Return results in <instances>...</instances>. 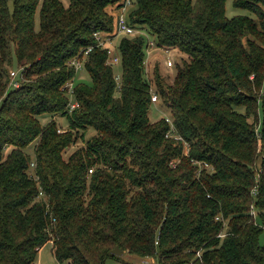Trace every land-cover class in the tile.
<instances>
[{
    "label": "trees",
    "instance_id": "trees-1",
    "mask_svg": "<svg viewBox=\"0 0 264 264\" xmlns=\"http://www.w3.org/2000/svg\"><path fill=\"white\" fill-rule=\"evenodd\" d=\"M122 4L0 0V264H36L47 242L64 264H105L115 247L158 264H264V0H233L248 15L232 17L226 0H132L141 32L120 36L112 63L95 34L117 35ZM145 35L188 57L151 80L183 140L149 119ZM79 54L90 84H74Z\"/></svg>",
    "mask_w": 264,
    "mask_h": 264
},
{
    "label": "rangeland",
    "instance_id": "rangeland-1",
    "mask_svg": "<svg viewBox=\"0 0 264 264\" xmlns=\"http://www.w3.org/2000/svg\"><path fill=\"white\" fill-rule=\"evenodd\" d=\"M65 6L68 4V0H61ZM232 1L233 0H226L225 4V10H226V16L227 17H232L234 15H248V12L239 8H234L232 6ZM110 12L114 15L115 20L117 16V9H111ZM250 16H253L252 14L249 13ZM254 17V16H253ZM116 23V22H115ZM35 25L38 27V13H36L35 16ZM117 33V32H116ZM120 34L112 36L111 40L108 42L110 44L111 48L113 49L114 55L118 53V49L116 48V44L118 43L120 39ZM151 40H153V36L148 35ZM113 40V42H112ZM154 41V40H153ZM112 42V43H111ZM115 46V48H113ZM150 57L148 58V67L151 69L154 68V66H157L160 73L163 76H170V78L167 81H171L174 74L177 65H182L184 61L188 59L187 55L184 53L179 52L176 49H166V48H160V47H154L152 50L150 49ZM171 60L173 63V66L171 68H168L166 66V61ZM24 66H10L8 70H22ZM8 71V72H9ZM114 74L119 75L120 74V65H114L113 67ZM22 80L24 79L23 73H22ZM20 79V80H21ZM79 82L90 84L91 80L88 75V73L84 70L83 64L80 68V70L76 73V76L74 78V84H77ZM162 116H170V110L169 108L163 106L161 102L158 100L157 103H152L150 110H149V119L151 121H156ZM48 118L44 117L42 119V122L45 123ZM58 122H62L63 127L66 126V121L61 120L60 118L57 119ZM251 120V119H249ZM62 128V126H60ZM94 134V131L92 129H88L86 132L87 137L89 138L91 135ZM86 137V138H87ZM84 142L81 140L76 143V146L71 148V150H74L75 148L83 145ZM69 151V152H70ZM68 152V154H69ZM28 153L30 156L32 155V147H29ZM211 167L207 166V170H211ZM253 214H255V210H252ZM227 226L223 228V230L226 232ZM259 243L261 245H264V230L260 233L259 235ZM200 255V254H199ZM36 264H56V260L52 254V249H51V242H47L38 252L37 258L35 261ZM105 264H158V259L157 257H142L137 254H132L127 251H123L122 254L118 255L116 258H108L105 261Z\"/></svg>",
    "mask_w": 264,
    "mask_h": 264
},
{
    "label": "built area",
    "instance_id": "built-area-1",
    "mask_svg": "<svg viewBox=\"0 0 264 264\" xmlns=\"http://www.w3.org/2000/svg\"><path fill=\"white\" fill-rule=\"evenodd\" d=\"M132 0H123V4L121 5V7L119 8V10L117 11V16H116V32L117 34H121V35H135L140 33L141 31L132 26L128 20V14L130 12V10L132 9ZM146 36V35H145ZM95 38L98 41V45L102 46V47H107L108 42L111 40L110 37L108 36H103L102 34L96 33L95 34ZM155 43L153 40H151L148 36H146V46H145V60H144V73L145 76L148 78L149 84H150V98H151V102L152 103H157L158 102V95L155 92V89L153 87L152 84V70H150V68L148 67V58L150 57V49L152 50L155 47ZM108 51L112 53V49L110 47H108ZM91 50V47L88 48L87 50L84 51V54H87L89 51ZM112 50V51H111ZM112 63H118V57L116 55L112 56L111 59ZM70 65L75 69V71H78L82 65V60L80 59V54L78 56H76L74 59L71 60ZM166 66L168 68H171L173 66V63L171 60H167L166 61ZM21 77V70L19 72V70H10L9 72V87H13V88H17L19 87V78ZM116 79H118V77H116ZM64 89H66L67 91V95L69 97L67 106L69 111L76 108L78 106V102L74 101L73 98V84L72 82L67 83L64 86ZM166 121L170 124V129L168 130L166 137H172L176 140H183L181 136H179L176 132H175V127L173 125L172 119L169 116H166ZM58 131H60V128L58 129ZM183 147H184V153H187L189 150L188 144L187 142L184 141L183 143ZM171 165L174 167L176 165V162L173 161L171 162ZM92 170L90 169L89 172H91ZM40 195H42V192L40 193ZM251 213L253 214V212L251 211ZM226 226V221L224 223V227ZM225 231L222 230L217 236L219 238H223L225 236ZM197 255H199V252L197 253ZM56 264H64L61 262L56 261Z\"/></svg>",
    "mask_w": 264,
    "mask_h": 264
},
{
    "label": "water",
    "instance_id": "water-1",
    "mask_svg": "<svg viewBox=\"0 0 264 264\" xmlns=\"http://www.w3.org/2000/svg\"><path fill=\"white\" fill-rule=\"evenodd\" d=\"M112 253L115 254V255H120L123 253V250L119 249L118 247H115L113 250H112Z\"/></svg>",
    "mask_w": 264,
    "mask_h": 264
}]
</instances>
